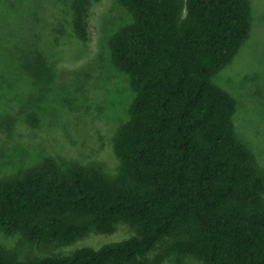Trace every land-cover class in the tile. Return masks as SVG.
Segmentation results:
<instances>
[{"label": "trees", "instance_id": "16d2710c", "mask_svg": "<svg viewBox=\"0 0 264 264\" xmlns=\"http://www.w3.org/2000/svg\"><path fill=\"white\" fill-rule=\"evenodd\" d=\"M99 0H71V39H89ZM132 21L109 38L135 97L115 135L114 172L51 156L0 178V264H264V166L236 133L234 97L213 81L249 33L250 0H118ZM124 224L128 237L66 245ZM26 250L24 256L19 255Z\"/></svg>", "mask_w": 264, "mask_h": 264}, {"label": "rangeland", "instance_id": "374dc122", "mask_svg": "<svg viewBox=\"0 0 264 264\" xmlns=\"http://www.w3.org/2000/svg\"><path fill=\"white\" fill-rule=\"evenodd\" d=\"M71 0H0V178L53 157L61 168L96 161L114 172L113 149L135 97L128 76L111 61L108 41L132 21L118 0H99L89 17V39L70 41ZM250 30L213 81L236 101L237 136L264 166V0H250ZM91 232L66 245H36L28 253H64L128 237ZM17 235L0 232V243ZM21 250L19 255L27 253ZM191 264H204L188 258Z\"/></svg>", "mask_w": 264, "mask_h": 264}]
</instances>
